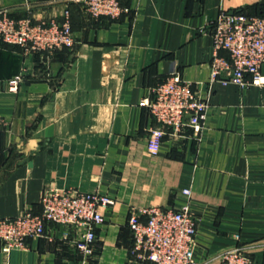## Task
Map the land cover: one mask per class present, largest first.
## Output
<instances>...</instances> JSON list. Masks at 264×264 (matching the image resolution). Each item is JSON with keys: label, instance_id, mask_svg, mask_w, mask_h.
<instances>
[{"label": "crops", "instance_id": "crops-1", "mask_svg": "<svg viewBox=\"0 0 264 264\" xmlns=\"http://www.w3.org/2000/svg\"><path fill=\"white\" fill-rule=\"evenodd\" d=\"M117 1L127 12L109 20L75 0H0V13L33 22L68 10L75 40L52 54L0 43V218L39 213L46 189L98 191L113 202L87 264H146L131 252L130 212L188 205L197 261L254 243L252 262L264 264V84L210 81L212 24L220 12L264 13V0ZM172 74L206 101L205 119L198 135H165L151 149L156 123L141 101ZM46 232L7 253L0 243V264H83L76 231Z\"/></svg>", "mask_w": 264, "mask_h": 264}, {"label": "built area", "instance_id": "built-area-1", "mask_svg": "<svg viewBox=\"0 0 264 264\" xmlns=\"http://www.w3.org/2000/svg\"><path fill=\"white\" fill-rule=\"evenodd\" d=\"M83 5L93 19H117L127 12L117 0H75ZM213 56L210 62V81L230 83L239 87L261 86L264 77V14L220 12L212 24ZM0 43L18 47L22 54H52L62 48L71 49L74 36L68 10L62 18L33 22L29 17L14 19L0 13ZM225 51L227 58L218 55ZM20 76L6 81V90L16 92ZM156 126L150 127L147 146L155 149L165 135L179 137L190 129L198 135L206 115L207 103L183 81L178 74L168 76L152 88V96L141 101ZM4 121L0 119V127ZM189 195V190H183ZM112 199L98 191L46 189L40 197V212H26L15 218H0L2 251L23 249L28 238L46 235L50 225L71 228L74 245L83 264L93 255L95 228L104 221L103 210ZM141 215L145 216L141 220ZM131 234V252L146 264H208L195 259L197 219L188 205L179 208L148 207L133 210L127 220ZM69 232L62 233L66 239ZM50 238L49 236H47ZM237 238V237H236ZM254 243L226 249L213 257L218 264H253Z\"/></svg>", "mask_w": 264, "mask_h": 264}, {"label": "trees", "instance_id": "trees-1", "mask_svg": "<svg viewBox=\"0 0 264 264\" xmlns=\"http://www.w3.org/2000/svg\"><path fill=\"white\" fill-rule=\"evenodd\" d=\"M236 12H243V13H246V14H248V15H263L264 13L263 12H252L251 11V9L250 8H246V9H240V10H238V11H236ZM89 17V16H88ZM104 18V17H103ZM101 19V18H100ZM106 19H108V18H106ZM110 20V19H109ZM68 49V48H67ZM58 51V50H57ZM57 51H55V52H57Z\"/></svg>", "mask_w": 264, "mask_h": 264}]
</instances>
